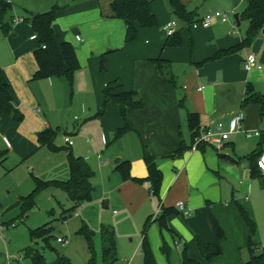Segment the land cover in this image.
I'll return each mask as SVG.
<instances>
[{
    "label": "crops",
    "instance_id": "1",
    "mask_svg": "<svg viewBox=\"0 0 264 264\" xmlns=\"http://www.w3.org/2000/svg\"><path fill=\"white\" fill-rule=\"evenodd\" d=\"M112 1H54L56 13L52 29L55 43L60 52L61 45L69 43L78 63L72 78L74 90L69 111H73V96L77 91L81 98L77 109L85 113L87 119L91 118L96 108L99 111L102 107L106 86L114 94L134 91L143 101L142 109L126 111V120L132 130L125 133L131 132L135 136L132 141L134 151L126 159L115 160L114 169L119 162L127 161L131 178L144 179L147 169L143 155L146 153L155 159L161 172L157 193L152 191L148 181L138 184L122 180L118 188L120 197L130 207L149 199L151 206L145 213V224L149 221L148 236L156 264L163 263V256L158 251L161 240L163 253L171 257L172 245L180 262L185 249L189 259L204 263L198 248V243H202L219 245L221 249V254L208 264H217L227 252L234 260L230 264L245 263L242 257L244 249L248 253L247 261L251 257L247 249L249 229L239 208L245 211L256 228L252 238L257 246L254 254L264 249V177L255 167L256 154L264 151V39L254 55L261 69L245 71L243 62L253 55L250 52L253 42L242 45L248 23L239 16L246 0H206L195 9L186 6L194 0H179L188 12L194 13L193 21L216 12L214 8L220 5L230 12L234 9L239 11L236 13L238 25L235 21L232 26L228 20H215L207 28H192L191 24L172 15L168 4L165 9L158 0H148L156 26L137 27L136 39L131 43H125L124 22L112 17ZM26 12L38 14L29 7L24 8L18 21L14 22L13 18L11 33L4 35L0 32V46L6 57L5 63L0 62L2 83L8 85L12 108L23 116L19 123L8 116L0 117V152H5L2 163L13 150L21 159L38 151H49L39 146L37 134L46 128L53 129V126L59 130V125L63 123L61 112L64 110L68 81L64 76L34 77L38 70L34 53L40 50L41 44L38 39H31L34 33L30 25L22 20ZM170 21H175L177 25L176 32H179L181 42L178 47L165 45L168 36L163 26ZM157 59L168 62L171 82L156 69L153 61ZM64 67L67 69L66 64ZM34 79L43 80L37 81L31 88ZM247 86L263 99V106L260 103L243 104ZM103 113L100 118L103 131L114 136V132L124 126L120 109L116 104L108 103ZM188 113L197 114L199 126L207 128L214 127L218 122L226 123L232 116L241 114L242 131L231 134L219 151L203 143L193 144L190 148L192 135L187 124ZM87 119L80 126L72 123L70 132L68 128L64 129V137L72 140V145L68 146L63 138L68 147L74 146L72 137ZM77 120L75 116L74 121ZM252 130H260L261 137H245V131ZM3 137L8 140V146ZM180 144L189 148L178 155L175 152ZM78 157L82 158L81 155ZM92 198L77 208L85 212L82 224L96 230L104 226L98 222L91 224V218H95L97 212ZM20 200L16 205L20 204ZM178 202L189 210L188 216L176 209ZM159 206L164 227L156 221L157 218L152 220L150 214ZM112 214L116 215V211ZM216 227L222 234L220 240ZM4 263L5 260L2 262L0 259V264Z\"/></svg>",
    "mask_w": 264,
    "mask_h": 264
},
{
    "label": "rangeland",
    "instance_id": "2",
    "mask_svg": "<svg viewBox=\"0 0 264 264\" xmlns=\"http://www.w3.org/2000/svg\"><path fill=\"white\" fill-rule=\"evenodd\" d=\"M54 1L12 0L11 15L14 22H16L19 20L24 8L29 7L38 13H40L39 11H50L54 8ZM157 2H161L166 9V0H158ZM189 3L186 6L189 9H195L200 7L203 1L194 0L191 4ZM214 10L216 12L212 13H227L228 23L232 26L234 23L233 15L239 12L237 9L230 12L221 5L214 8ZM234 28H236L235 25ZM4 55L0 46V62L2 64L6 62ZM40 80L43 79L32 80L30 87L33 88L32 85L37 84V81ZM72 90H74V84L70 86L67 82L65 87L66 100L63 105V113L61 112L63 123L59 125L61 127L59 130H56V126H53V129L57 131L54 144L62 149L57 153H51L47 150L38 151L26 159H21L13 150L8 153L6 161L0 163V231L4 234L3 241L0 244V259H2V262L5 260L4 264H7V257H20V251L26 247L41 251L47 263H53L57 258H63L69 264H90L92 260L94 264H102L99 227L93 230L95 235L91 243H88L86 238L79 233L83 225L82 220L85 217L84 210L76 208L65 221L59 220L62 212L72 207V202L69 200L64 188L50 185L41 189L33 197L32 204L25 213H23L21 204L16 205L19 199L27 197L33 191L34 179L44 182L60 181V179L66 181L68 179V146L63 141L64 129L68 128L67 131L70 132L72 131V123L80 126L87 119V115L77 109L81 102L77 91L76 95L73 96V111H69L68 105L71 101ZM103 114H100L96 108V113L87 119V122L80 127L76 135H73L74 146L69 148L74 157L81 155L93 173L91 180L94 192L92 201L97 212L95 218H91L93 221H90L92 225L98 222L99 225L114 230L117 252V260L114 264H143L142 232L147 218L145 213L150 210L151 204L149 199H145L130 207L119 195L118 188L123 179L120 173L114 169L115 160L126 159L133 153L132 141L135 136L129 132L123 133L114 139L113 135L110 136L108 132L103 131L100 124V118ZM75 116L78 119L77 122L74 121ZM156 210L154 209L150 214L153 215ZM113 211H116V215L112 214ZM48 222H51L53 229L52 238L48 241V244L45 245L41 240H31L30 230L37 229ZM12 223L14 225H11ZM148 229L147 225L145 235L154 257ZM57 238H63L65 242L58 243ZM161 241L158 251L163 256V263L160 262V264H181L172 245L171 257L163 253ZM258 245L261 246V244ZM262 245L264 248V244ZM41 248L43 249L41 250ZM243 252L242 257L247 261V250L244 249ZM230 256L231 254L228 252L223 253L217 264H230L234 261L233 257ZM23 263L31 264L27 259H24Z\"/></svg>",
    "mask_w": 264,
    "mask_h": 264
},
{
    "label": "trees",
    "instance_id": "3",
    "mask_svg": "<svg viewBox=\"0 0 264 264\" xmlns=\"http://www.w3.org/2000/svg\"><path fill=\"white\" fill-rule=\"evenodd\" d=\"M206 1V0H202ZM170 13L177 18L182 19L187 24H192L194 13L188 12L179 0H166ZM150 2L148 0H113L111 3L112 17L120 19L125 25V43H131L135 41L137 35V27L140 28H151L156 26V19L150 10ZM12 3L10 0H0V32L4 35L11 33L13 16L11 15ZM56 8L44 13H29L26 12L22 20L29 24L34 35L37 36L41 46H45V49L35 51L34 56L38 64V70L35 73V78H47L52 76H64L70 86L72 85V78L74 71L78 68V63L75 57L72 46L64 42L61 45V52L57 47L54 40V33L52 29V22L54 21ZM239 19L245 20L248 23L246 31V37L242 42V45H250L259 35L261 30L264 28V0H246L244 10L239 16ZM179 32L168 36L165 41L166 46L178 47L180 45ZM103 59L101 61V68L103 67ZM154 65L160 75L164 76L169 82L172 81L170 66L168 62L163 60H154ZM67 65L65 69L64 65ZM8 85L2 83L0 74V117L8 116L11 117L15 122L19 123L22 121L23 116L17 110H14L11 106V96L8 92ZM104 102L99 110L102 114L108 103L116 104L121 113V117L124 121V126L117 129L114 132V139L126 131L132 130L131 125L126 120V111L128 109H142L144 107L143 101L135 94L134 91H125L120 93H112L109 86L103 91ZM246 97L243 100V104L249 103H260L263 106V99L256 96L250 88H246ZM187 124L192 135V142L189 145L191 148L194 144L195 138L199 135V123L198 116L194 113L187 114ZM57 136V131L51 128L43 129L37 134V140L40 147L46 148L51 152H57L62 148L56 147L54 140ZM189 147L180 144L176 150V154L180 155L183 151ZM67 161H68V179L66 181H49L44 182L39 179H34V189L25 198H21L20 204L25 213L30 205L32 204L33 197L38 191L46 188L50 185L59 186L65 189L69 200L72 202V207L69 210H64L59 218L60 221H65L79 205L88 203L92 198L93 188L91 186V178L93 173L89 166L86 164L84 159L80 157H74L70 148L67 147ZM261 152L256 154L255 167L256 170V159ZM5 160V152H0V163ZM143 161L147 169V176L144 179H135L130 176V166L127 161L119 162L115 169L120 173L124 181L131 180L135 183H142L148 181L151 185V189L154 193H157L162 175L155 159L152 156L144 153ZM240 214L248 226L249 235L247 242V249L251 252V257L248 261L243 264H264V249L258 254H254L256 244L252 238L255 234V225L248 218L245 211L239 208ZM164 212V211H163ZM163 214V213H161ZM163 216H159L156 221L160 223V226L164 227L161 223ZM51 222H48L41 227L30 230V239L33 241L41 240L45 245L52 238V227ZM149 221L146 222L144 230L142 232L141 250L143 256V264H156L149 244L146 239V227ZM79 233L82 234L88 243L92 242L94 237V231L91 230L86 224H83ZM216 233L219 240L222 238V234L216 227ZM101 237V262L102 264H114L117 260L116 257V246L115 236L112 229L109 227L100 228ZM198 248L204 263L197 262L193 259H189L186 256L185 249L181 253V264H208L221 254L219 245H210L198 243ZM23 259H27L31 264H69V262L63 258H57L53 263H47L41 251L36 250L32 247H26L21 251ZM90 264H94L92 260Z\"/></svg>",
    "mask_w": 264,
    "mask_h": 264
},
{
    "label": "built area",
    "instance_id": "4",
    "mask_svg": "<svg viewBox=\"0 0 264 264\" xmlns=\"http://www.w3.org/2000/svg\"><path fill=\"white\" fill-rule=\"evenodd\" d=\"M219 20L221 22H226L228 20L227 14H220V13H209L204 15L201 19L194 21L191 24L192 28L196 27H204L207 28L209 27L213 21ZM176 22L175 21H170L167 22L163 26V30L167 34V36H171L176 32ZM31 39L35 40L38 39L36 35L31 36ZM76 39L79 40V37L76 36ZM42 49H45V46H41ZM243 69L245 71H250L253 68L256 69H261V66H259L256 63V59L254 55H249L246 60L243 62ZM264 120V116H263ZM242 121V115L237 114L235 116H232L229 118V120L224 123V122H218L214 127L212 128H207V127H200L199 129V135L197 138H195L194 141V146H197L198 144H205L208 146L213 147L215 150L219 151L223 147L224 142H226L229 139V136L231 134L239 133L241 132V126L240 122ZM261 131L260 130H252V131H245V137L247 138H252V137H261ZM3 142L8 146L9 142L8 140L3 137ZM64 141L68 146L72 145V140L70 137L65 136ZM256 166L257 169L262 177H264V151L260 153L256 160ZM176 209L184 216L189 215V210L184 206L182 202H178L176 204ZM161 213V207L155 211V213L152 215V220L158 218L159 214ZM3 236L2 232L0 231V244L3 241ZM57 242L59 243H64L65 240L63 238H57ZM23 257L20 256L15 259L8 258V264H24L23 263Z\"/></svg>",
    "mask_w": 264,
    "mask_h": 264
},
{
    "label": "water",
    "instance_id": "5",
    "mask_svg": "<svg viewBox=\"0 0 264 264\" xmlns=\"http://www.w3.org/2000/svg\"><path fill=\"white\" fill-rule=\"evenodd\" d=\"M233 19L236 22V24L238 25L239 24L238 14H234L233 15ZM263 39H264V28L261 30V37L256 38L253 41V43L251 45V49H250L251 54H253V55L257 54V52L260 49V46H261V44L263 42Z\"/></svg>",
    "mask_w": 264,
    "mask_h": 264
}]
</instances>
